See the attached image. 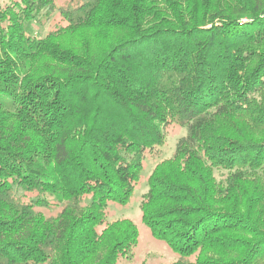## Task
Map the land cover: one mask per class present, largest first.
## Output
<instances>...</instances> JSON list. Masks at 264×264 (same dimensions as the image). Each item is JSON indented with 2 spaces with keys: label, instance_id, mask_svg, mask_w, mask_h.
Masks as SVG:
<instances>
[{
  "label": "trees",
  "instance_id": "trees-1",
  "mask_svg": "<svg viewBox=\"0 0 264 264\" xmlns=\"http://www.w3.org/2000/svg\"><path fill=\"white\" fill-rule=\"evenodd\" d=\"M8 1L0 264L129 260L139 229L109 212L144 183L169 264H264V0ZM175 126L186 137L145 176Z\"/></svg>",
  "mask_w": 264,
  "mask_h": 264
},
{
  "label": "rangeland",
  "instance_id": "rangeland-1",
  "mask_svg": "<svg viewBox=\"0 0 264 264\" xmlns=\"http://www.w3.org/2000/svg\"><path fill=\"white\" fill-rule=\"evenodd\" d=\"M65 0H55L59 6L64 3ZM9 3L8 0H0V6H5ZM41 19V18H40ZM42 24L37 22L29 23L27 26L28 31L37 38L45 36L50 30L56 27L60 22V17L55 15L51 22H46L41 19ZM86 45V44H85ZM187 135L186 129L180 127H171L168 129L166 145L160 150L159 157L157 159L149 157L146 160L145 176L149 175L155 164L161 162L164 159L170 158L179 142ZM227 175L226 171H216V177L221 180ZM148 186L144 183L136 192L135 199L130 206L121 208L118 206H111L109 221L113 222L121 218H130L138 227L140 237L139 243L134 250L133 256L128 259L119 261L118 264H169L176 260L177 255L162 241L156 240L150 234V230L141 221L140 202L142 197L147 193Z\"/></svg>",
  "mask_w": 264,
  "mask_h": 264
}]
</instances>
